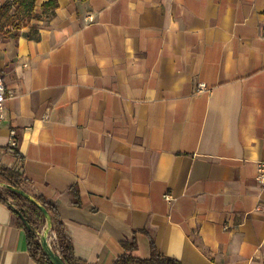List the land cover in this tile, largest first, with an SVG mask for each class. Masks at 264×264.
<instances>
[{"label": "crops", "instance_id": "1", "mask_svg": "<svg viewBox=\"0 0 264 264\" xmlns=\"http://www.w3.org/2000/svg\"><path fill=\"white\" fill-rule=\"evenodd\" d=\"M57 5L39 40L0 34V166L54 205L77 264L132 239L140 259L264 264V0ZM4 199L0 264H36Z\"/></svg>", "mask_w": 264, "mask_h": 264}, {"label": "trees", "instance_id": "2", "mask_svg": "<svg viewBox=\"0 0 264 264\" xmlns=\"http://www.w3.org/2000/svg\"><path fill=\"white\" fill-rule=\"evenodd\" d=\"M36 0H15L9 2L4 0L0 6V34L5 37L17 39L22 29L27 28L26 38L29 40H39V29L48 26L49 21L55 14L57 0H47L41 4V11L35 12ZM41 25H39L40 23ZM22 176L18 171L0 166V182L11 186L14 189H23ZM4 197L10 198L17 210H20L31 229H27L24 223L18 218V224L25 231L27 250L29 256L36 264H52L42 251L35 233L40 231L41 225L45 223V218L38 207L16 192L2 189L0 190V200L6 201ZM35 200L40 203L48 212L53 231L57 237L58 248L53 246L65 264H77L72 251V246L63 231V224L53 204L45 202L40 197ZM12 209V207H11ZM124 253L121 254L113 264H181L177 259L161 254L153 244L150 246V255L146 259H140L132 255L136 249L135 240L128 244H123Z\"/></svg>", "mask_w": 264, "mask_h": 264}, {"label": "built area", "instance_id": "3", "mask_svg": "<svg viewBox=\"0 0 264 264\" xmlns=\"http://www.w3.org/2000/svg\"><path fill=\"white\" fill-rule=\"evenodd\" d=\"M8 1L14 2L15 0H8ZM89 20H92V17H89ZM194 91H195V93H202V92H206L208 90H207L204 83H198V84H196ZM7 94L8 93L6 91V88H5L3 82L0 78V125L3 122L4 117H5L4 103H5ZM17 145H18V135H17L15 130L11 129L9 131L8 143H7V146L5 148L6 152L10 153V154H15V150L17 148ZM255 181L261 187H264V161H260L256 164ZM2 189H4V188L0 187V190H2ZM163 198L167 202H170L172 199L169 194H165L163 196ZM254 211L264 214V203H258L255 206ZM39 233H41V230L35 233L36 239L38 240V242H39ZM47 242L49 243V245L52 249H53V246L58 248L57 237H56L55 232L53 231V227H51V229L47 233Z\"/></svg>", "mask_w": 264, "mask_h": 264}, {"label": "water", "instance_id": "4", "mask_svg": "<svg viewBox=\"0 0 264 264\" xmlns=\"http://www.w3.org/2000/svg\"><path fill=\"white\" fill-rule=\"evenodd\" d=\"M0 187L18 193L19 195H21L25 199H28L29 201H31L32 203H34L38 207V209L41 211V213L43 214V216L45 218L44 226L41 228V233H39L40 247L52 264H65L63 262V260L61 259L60 255L56 251H54L50 247L49 243L47 242V233L49 232V230L52 227L51 218H50L47 210L40 203H38L35 200V198L31 197L23 189H14L11 186L4 184V183H1V182H0ZM10 207H12V210L17 214V216L24 223L26 228L31 229L30 225L27 223L22 212L20 210H17L15 207H13V205H11Z\"/></svg>", "mask_w": 264, "mask_h": 264}, {"label": "rangeland", "instance_id": "5", "mask_svg": "<svg viewBox=\"0 0 264 264\" xmlns=\"http://www.w3.org/2000/svg\"><path fill=\"white\" fill-rule=\"evenodd\" d=\"M3 2H4V1H3ZM39 25H41V23H40Z\"/></svg>", "mask_w": 264, "mask_h": 264}]
</instances>
